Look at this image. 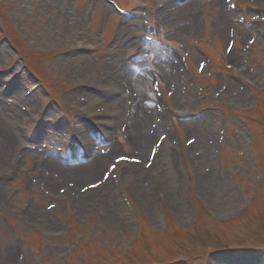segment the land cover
I'll return each mask as SVG.
<instances>
[{
	"label": "rangeland",
	"instance_id": "374dc122",
	"mask_svg": "<svg viewBox=\"0 0 264 264\" xmlns=\"http://www.w3.org/2000/svg\"><path fill=\"white\" fill-rule=\"evenodd\" d=\"M161 1L118 0L133 12L146 9L154 20ZM197 2L199 7L195 13L186 11L178 15L174 8L171 9L167 23V29L172 33L166 39L186 55L190 65L186 72L173 54L163 48L141 47V41L135 37L142 32L139 19L122 18L104 0H0V40L4 39L0 41V52L7 51L5 56L2 55L4 57L0 56V112L12 132L21 136L19 144L7 150L0 128V178L6 173L14 175L12 182L0 184V264H7L8 254L12 256L9 264H178L185 259L194 264H215L219 259H252L264 264V42L256 34L255 26L259 23L264 26V0H238L246 17L254 21L249 27H240L234 14H227L225 0ZM223 17L229 20L228 25L221 23ZM127 21L131 25L129 38L135 44L123 41L120 27ZM113 32L119 33L114 45L109 43ZM233 38L235 46L230 51L229 42ZM250 40H254L252 50L248 48ZM4 44L6 48L2 49ZM77 47H93L95 50L76 55L67 52ZM136 47L140 50L139 57L126 61ZM157 57L166 65L175 62L178 73L175 84L167 85L164 68L157 63ZM123 61L130 62L134 69L138 64H154L160 73L165 95L178 111L184 109L185 113L180 112L184 118H175L174 121L178 133L186 139L192 138L190 127L185 125V121H189L203 138V145L209 152L202 169H211L210 178L219 180L216 184L220 194L216 195L223 210L214 206L213 193L198 184L194 167L178 141L164 143L169 142L175 148V171L184 177V185L178 192L179 201L185 204L183 197L190 196L198 204L202 198L214 217H208L203 211L197 220L191 218L188 211L187 217H181L172 210L171 201L160 188L154 193V208L160 220L154 221L153 216L139 205L132 191V180L138 173L135 167L139 165L121 163L123 187L133 205L144 212L140 216V232L109 182L103 180L112 160L104 162L98 174L99 182L104 181L100 188L87 184L94 179L85 183L76 178L54 177L51 180L45 174L41 161L46 156L61 162L60 154H82L88 144L95 148L94 156L101 154L100 150L113 149L114 145L115 158H136L130 139L125 141L122 138L124 135L129 138V135L120 131L124 107L130 103L126 99L119 109L118 131L107 132L109 141L100 143L102 129L87 141L77 136L76 146L71 139L75 137L72 124L74 126L76 121L90 115L83 109L79 92L106 95L109 91L106 85L93 88L83 77L109 79L114 73L110 71L109 76H103L105 67L112 64L118 71ZM223 62L241 69L246 78L244 82H256L257 103L256 97L245 100L247 92L237 90L239 85L236 87L237 84L229 78ZM83 66L87 74L78 77ZM144 74L138 71V76L148 81L149 100H152L151 78L147 70ZM117 86L119 96L125 97L131 91L124 83L117 82ZM18 87L22 89L21 98L16 94ZM4 91L8 94H3ZM119 96L106 102H116ZM29 100L37 104L36 108L29 106ZM202 107L212 108L200 112L198 117L189 118L188 115L199 112ZM252 107L255 109L250 111ZM49 110L52 113H47ZM239 111L245 115L237 114ZM222 116L226 117L225 121ZM237 116L251 124L261 168H252L244 125ZM19 125L25 127L24 133ZM162 132V136L165 135V127ZM32 135L38 136L41 142H29L28 137ZM158 138L151 140L148 154ZM221 138L225 149L223 161L219 162L216 149ZM31 148L35 150L30 151ZM193 149L197 150L196 143ZM160 158H163L161 153L144 180L147 185L155 186L157 181H162L159 171H155L161 167ZM222 164L224 174L219 172ZM261 173L263 181L260 188L255 189L254 181ZM22 177L29 181L27 190L21 185ZM84 187L92 194L82 196ZM239 191L244 192L243 198L237 196ZM251 198V207L242 216L238 215L243 210V203ZM32 209L40 216L37 222L26 215ZM184 222L191 223L188 230L183 228ZM250 247H256V250L251 251ZM231 248L248 250L233 252Z\"/></svg>",
	"mask_w": 264,
	"mask_h": 264
},
{
	"label": "bare ground",
	"instance_id": "6f19581e",
	"mask_svg": "<svg viewBox=\"0 0 264 264\" xmlns=\"http://www.w3.org/2000/svg\"><path fill=\"white\" fill-rule=\"evenodd\" d=\"M172 6L175 11H177V14L180 15L182 12L186 11L193 13L197 12L199 3L197 2V0H185L181 5L173 3ZM228 22L229 20L223 17L221 23H223V25H228ZM129 33V24L128 22H124L121 28V34L124 37L123 41H125L126 44H134L133 40L129 38ZM3 48H6V45L3 46L2 49ZM6 52V50L0 52V56L4 57V54ZM158 61L164 68L165 80L167 85L171 86L175 84L177 80V66L175 64H171L172 66H170L169 68L163 60L158 58ZM84 67L85 66L79 69L78 77L84 76V73H86ZM105 70L106 72L104 71L103 76L108 75L111 71L112 73H114L111 75V77L115 79V82L117 81L118 83H124L126 84V87L132 90V115L130 117L126 132L129 135L130 142L133 146V152L136 153L139 156L138 158H140L141 160L139 166L135 167L138 173L134 175V179L132 180L134 181L132 191L135 194L137 200L140 202L139 205L142 208L146 209L149 214L153 216L154 221H158L160 220V218L159 216H157L154 208V193L157 192L159 188L157 185L152 186V184H148V186L144 180L147 174H150V170L147 168L149 166L150 160L149 154L147 153L148 145L150 144L152 139H157L164 133L162 132L160 119H157V115L154 116V105H150V102H148V100L151 99L149 98L150 91L148 87V81L146 78H141L140 76H138V72L131 64H129V62L122 66L118 71L115 70L112 64L106 66ZM83 78H85L84 81H88L89 83H91L93 88H102V86L104 87L105 83H103L102 80L87 76H84ZM171 80L174 82L172 83ZM16 94L18 95V97L20 96L19 98L23 96L22 89H20V87H18ZM79 96H81L82 98L81 101L83 102L84 111L86 113H90V117L87 115V117H82L80 120L75 122V125L71 127L73 128L75 135L79 136L82 141H87L90 136L96 133L95 128L107 130L117 125V127L115 128L116 133L119 128V119L121 117L120 111L118 110L120 109V107H122L121 105L123 104L125 97L120 95L116 102L110 104L106 102L107 100H100L98 98L92 97L91 94H86L82 91L79 92ZM244 98L245 100H248L246 99V96ZM36 105L37 104H35L33 100H29V106L36 108ZM181 110L184 111V109ZM47 113H52V110L47 111ZM114 114H117L116 116L119 117V119L117 118V120H113L112 117ZM185 125L186 127H190V134L192 138L194 137L196 139V152L200 153L198 162L201 163L202 167L205 162L203 160H208V156L206 155V153L209 152V149L206 147V145H203V138L199 136L198 130L191 127L192 125L188 121L185 122ZM0 128L2 129L1 134L2 132L4 133L7 150L12 149L17 144H19L21 136L19 135L17 137V135L12 132L10 125L3 119V114L1 112ZM160 153L161 156H163V158H160L158 162L159 164L161 163V167L159 168V170H155L159 171L160 175L162 176V184H160V186L163 188V190H165L166 197L168 196L169 201H171L170 206H172V210L176 213H179L181 217H187L188 210L186 205L183 202L179 201V199L177 198L179 195L178 192L184 185V177H182L174 169L173 155L175 154V151L173 147H169L166 144L164 145L162 150H160ZM114 154L115 146L113 145V149H105L102 155H95L91 158L90 161L87 162H81L73 166H69L63 165L55 161V159H53L52 157L46 156L43 160V165L45 167V174H47V176L51 178V180L54 177H62V179L76 178L75 180L81 183H85L86 180L94 179L92 182L87 184L89 186H91V184H94L93 188H95L96 186H98L97 188H100L103 187V184L99 182L98 174L103 168L104 162L108 160H114ZM197 171L198 172H196V174H200L199 168H197ZM200 175L204 178V183L202 184L201 188L204 190H209L210 194L213 193V203L215 204L214 206H217L219 209L223 210L220 198L216 195L217 193L220 194L219 187L216 184L219 183V180L217 178L216 180L210 178L209 175L204 176L202 173ZM86 190L87 189L85 187L82 188V196L84 193L88 195L92 194V191ZM26 215L29 219H31V221L34 220L37 222V219L40 218L38 212L35 209L29 210ZM11 260L12 256L8 254V256L6 257V263L9 264ZM247 260L227 261L219 259L215 264H261V262L252 259Z\"/></svg>",
	"mask_w": 264,
	"mask_h": 264
}]
</instances>
